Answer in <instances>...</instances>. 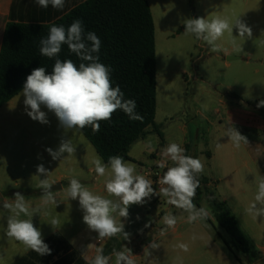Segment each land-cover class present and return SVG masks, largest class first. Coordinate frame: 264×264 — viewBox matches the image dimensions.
I'll use <instances>...</instances> for the list:
<instances>
[{"label":"rangeland","instance_id":"rangeland-1","mask_svg":"<svg viewBox=\"0 0 264 264\" xmlns=\"http://www.w3.org/2000/svg\"><path fill=\"white\" fill-rule=\"evenodd\" d=\"M149 3L155 23L158 121L173 120L171 123L176 126L194 121L195 131L200 132V137L198 142L193 140L194 137L189 138V154L193 156L197 149L196 158L204 166L201 174L208 179V184L206 188L199 187L201 199L197 205L196 191L193 203L209 213L206 220L193 223H188L187 212L177 213L174 215L177 217L176 231L169 229L161 235L153 229L150 239L156 233L153 239L158 248L166 241L172 242L177 235H182L184 240L190 239L195 264H264V217L253 218L246 211L254 202L260 176L246 174L242 169L225 176V140L229 137L226 136L228 124L223 119L227 118L230 110L240 119L262 114L264 133V107H257L264 100V0H149ZM214 16L229 20L239 17L251 28V38L240 37L234 27L232 37L217 41L228 50L226 45L230 42L243 40L230 55L237 59L228 60L225 51L213 52L194 35L184 34L183 22L186 19L204 17L210 20ZM175 135L179 136L177 131ZM218 145H221L224 155L220 168L224 181L216 188L207 151ZM243 181L246 184L240 186ZM87 186L91 187L90 184ZM214 198L219 201L226 199L227 210L236 217L240 230L253 247V254L246 255L236 248H229L230 238L216 222L208 204L209 199ZM162 207L169 208L167 205ZM154 209L152 204L148 205L149 222L153 220ZM169 209L173 211L175 206ZM8 215L7 210H0V264H12L31 250L5 234ZM83 215L78 199H69L64 191L56 205L34 214L32 222L41 231L43 239L57 229L67 238L74 237L82 227L88 228L82 222ZM53 219L57 221L54 226L50 225ZM161 225L162 222L158 224L159 227ZM145 244L143 241L133 248L140 250ZM148 250L153 251V248L148 247Z\"/></svg>","mask_w":264,"mask_h":264},{"label":"clouds","instance_id":"clouds-1","mask_svg":"<svg viewBox=\"0 0 264 264\" xmlns=\"http://www.w3.org/2000/svg\"><path fill=\"white\" fill-rule=\"evenodd\" d=\"M36 3L45 9L49 5L55 9H63L65 0H36ZM183 23L184 34L194 35L202 45H208L213 52L223 50L228 54L217 41L226 32L232 37L234 27L238 29L240 37H252L251 28L239 17L234 20L220 16H214L210 20L204 17L188 18ZM39 45L40 54L50 59L54 58L55 62L50 74L45 67L33 69L23 85L25 110L31 119L41 124L49 123L46 112L41 110L42 106L55 114L59 126L65 131L83 129L86 126H91L94 132L99 131V122L110 120L117 110H122L131 120L142 119L135 111V100L125 99L119 85L113 86L112 69L100 62L98 55L101 41L94 32L86 31L82 20H74L67 28L63 25H51L47 36L41 38ZM63 45H67L70 53L75 54L81 61L78 66L71 59L59 58ZM257 107H264V100H261ZM226 136L237 149L242 143L248 144L246 136L230 123L226 127ZM46 151L53 159H58L64 153L73 154L75 147L68 139L62 140L56 151L51 148ZM161 155L164 159L159 163V167L167 170L159 180L163 185L159 192L153 188L150 179L136 173L134 164L125 162L118 155L110 156L106 164L99 157L93 161L96 175L105 177L107 193L117 197V200L94 194L75 178L69 181L67 197L72 200L78 199L84 212L83 222L90 230L98 233L99 240L118 234H122L124 240H127L129 233L124 231L121 218L129 216L131 205L144 204L152 195L163 196L168 204L187 212L188 223L207 219L208 211L205 208H197L193 203L196 191L200 187L198 176L203 171L202 162L186 155L185 149L175 142L164 147ZM168 160L172 162V166H168ZM37 172L46 177L50 173L43 164L37 166ZM52 185L47 178L40 180L41 203L35 207L31 206L20 192L14 194V199L0 200L2 208L9 212L5 234L35 251L39 256L50 255L51 249L44 242L41 231L34 226L32 217L39 214L47 205L57 204L54 192L50 190ZM246 211L253 218L264 217V176L260 177L254 202ZM22 216L28 218H21ZM117 217L120 218L119 222ZM162 219L166 229L174 228L177 223V217L171 213L164 215ZM56 224L55 219L51 220L50 225ZM88 247H92V244ZM150 247L155 249L159 245L152 243ZM178 247L184 251L188 250V245L184 243ZM113 256L114 264H135L131 249L126 246L119 251L113 249L112 255H105L102 248H96L93 257L85 255L83 258L86 264H110Z\"/></svg>","mask_w":264,"mask_h":264},{"label":"crops","instance_id":"crops-1","mask_svg":"<svg viewBox=\"0 0 264 264\" xmlns=\"http://www.w3.org/2000/svg\"><path fill=\"white\" fill-rule=\"evenodd\" d=\"M85 1L65 0L63 9H55L51 5L45 9L41 8L36 3V0H0V51L8 23H50L63 17L75 6ZM227 34L226 32L221 39L227 40L229 37ZM242 41L241 39H236L234 43L230 42V44L226 45L228 47V54H225L230 56L236 47L242 44ZM24 99L21 91L0 108V200L3 198L14 199V194L20 192L31 206L40 205L42 189L39 185L40 180L45 178L48 179L49 183L53 184L52 187L61 185V188L54 194L56 200L60 199L62 192L66 191L69 181L73 178L79 180L87 188V185L90 184L91 187L88 189L94 191L96 194L117 200V197L110 196L107 193L105 177H98L96 175L93 161L97 157H101L83 133L79 129L65 131L59 126V121L55 114L43 106L41 110L46 112L49 123L41 124L39 121H34L26 113ZM226 117L223 119L227 121L228 126L230 123L242 135L246 136L248 144L242 143L241 147L237 149L232 145L231 141H228L230 138L225 140L227 149L225 176H231L240 169L245 171L246 174H252L254 177L264 176L262 114L250 115L249 117L240 119V117L234 116L230 110V112H227ZM205 119L206 117H204ZM172 121H158L157 104L154 126L148 127L145 136L133 144L128 153L129 160L125 161L136 166L137 174L143 175L145 169L153 164L152 156L154 151L161 146L166 147L169 143L175 142L180 144L185 149V154L192 156L189 154V146H191L189 138L193 139L194 137L193 140L198 142L200 137V132L198 130L195 131L194 121L190 120L178 126L173 125ZM206 121L209 123L208 119ZM175 131L178 132L179 136L176 137ZM68 139L71 140L75 147L73 154L68 155L64 153L58 159H53L49 152L46 151L48 148L56 151L61 141ZM194 146L196 147L197 145ZM207 152L209 153L214 170V185L217 183L215 187L218 188L224 181L223 172L220 171L221 159L224 156L221 145ZM192 157H197L196 148ZM40 164H43L44 168L50 172L48 177L37 172V166ZM199 175L204 177L201 173ZM245 184L246 182L243 181L240 186ZM50 190L55 192L52 189ZM222 201L227 204L226 199ZM58 204L63 205V203ZM151 204L155 209L153 210V220L149 222L147 208ZM47 206L52 207L53 204ZM0 210H5L2 208V205H0ZM181 212L183 211L180 209L176 211V207L173 211H170L169 208H163L152 195L150 199H146L144 204L131 205L129 207V216L121 218L124 224V231L129 233L127 240H124L122 234L99 240L98 233L83 227L74 237L66 238L58 229L54 230L51 235L58 233L65 238L72 249L78 254L79 260H77V264H86L83 256L93 257L96 254V248H102L105 255H112L113 249L119 251L124 246L131 249L135 264H195V259L192 257V250L190 249L191 240H184L185 238L182 235H177L172 242L166 241L158 249H153V251L148 250V247L152 243H157L153 239L156 233L165 235L166 233H163V231L169 229L176 231V227L166 229L162 219L163 216L169 213L177 215V213ZM117 220L119 222L120 218L117 217ZM160 222L163 225L159 227L158 224ZM83 224L86 225L84 222ZM153 229H156V233L152 234V238L150 239V231ZM149 240L150 242L142 246L140 250L133 248L135 245ZM181 243L188 245L187 251L178 247ZM90 244H92V247H88ZM20 258L12 264H15ZM114 262L115 257L113 256L110 264H114Z\"/></svg>","mask_w":264,"mask_h":264},{"label":"trees","instance_id":"trees-1","mask_svg":"<svg viewBox=\"0 0 264 264\" xmlns=\"http://www.w3.org/2000/svg\"><path fill=\"white\" fill-rule=\"evenodd\" d=\"M77 19L83 21L86 31L99 37L100 62L111 67L113 86L119 85L125 99L135 100V111L142 117L131 120L122 110H117L110 120L99 122V131L94 132L91 126L79 130L105 164L110 156L116 155L127 161L133 144L145 136L148 127L154 126L157 111L155 23L149 0H86L50 23H8L0 51V108L22 91L33 69L45 67L51 73L55 59L42 56L39 51V42L47 36L50 26L67 28ZM59 58L71 59L77 66L81 63L67 45L62 46ZM198 179L200 187L206 188L208 180L200 175ZM201 195L198 188L197 205ZM208 204L216 222L230 238L229 248L253 254V247L240 230L236 217L227 210L226 202L214 198ZM44 242L51 249L50 255L39 256L30 251L15 264H77L78 254L62 235L55 233Z\"/></svg>","mask_w":264,"mask_h":264},{"label":"built area","instance_id":"built-area-1","mask_svg":"<svg viewBox=\"0 0 264 264\" xmlns=\"http://www.w3.org/2000/svg\"><path fill=\"white\" fill-rule=\"evenodd\" d=\"M164 148V146L159 147L157 150L154 151L153 153V164L148 166L145 171L143 176L146 178L150 179L153 183L152 186L153 188L159 192L160 188L163 187L159 183L160 178L163 176L164 172L167 170V168H161L159 167V163L164 159L161 155V150ZM168 166H172V162L170 160L167 161ZM155 199L160 202L162 205H167L172 207L170 204L167 203L166 198L163 196H158V195H153Z\"/></svg>","mask_w":264,"mask_h":264},{"label":"water","instance_id":"water-1","mask_svg":"<svg viewBox=\"0 0 264 264\" xmlns=\"http://www.w3.org/2000/svg\"><path fill=\"white\" fill-rule=\"evenodd\" d=\"M238 57H234V56H228V60H233V59H237ZM61 188V185H57V186H53L51 189L53 191H57Z\"/></svg>","mask_w":264,"mask_h":264}]
</instances>
